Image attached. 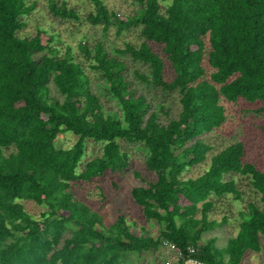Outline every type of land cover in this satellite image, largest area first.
Wrapping results in <instances>:
<instances>
[{"label":"trees","instance_id":"trees-1","mask_svg":"<svg viewBox=\"0 0 264 264\" xmlns=\"http://www.w3.org/2000/svg\"><path fill=\"white\" fill-rule=\"evenodd\" d=\"M130 1L139 5L132 14L119 16L92 0L94 10L85 15L104 29L114 24L118 34L140 26L137 44L125 42L110 54L101 40L83 39L74 49L42 20L49 13L79 19L66 0H46L47 13L38 0H0V264H122L127 253L156 252L166 242L183 254L193 246L204 264H241L246 251L262 248L264 168L245 159L243 141L215 143L226 124V102L243 99L264 115V0ZM33 19L34 33H20ZM119 55L147 66L133 69L140 82L176 93V114L161 103L152 108L146 93H136ZM96 72L120 113L106 111L92 89ZM50 82L62 100L51 95ZM65 132L77 139L57 147ZM89 141L100 152L85 159ZM121 141L147 151L145 166L154 178L133 170L137 183L129 195L156 226L155 236L144 226L134 232L136 223L120 207L105 224L74 195L83 181L128 169ZM205 159L202 173L184 177ZM25 200L43 207L39 216ZM222 201L227 209L216 211ZM234 201H245L234 218L236 233L223 246L216 237L202 241L204 232L231 223ZM167 260L161 263L183 264Z\"/></svg>","mask_w":264,"mask_h":264},{"label":"rangeland","instance_id":"rangeland-1","mask_svg":"<svg viewBox=\"0 0 264 264\" xmlns=\"http://www.w3.org/2000/svg\"><path fill=\"white\" fill-rule=\"evenodd\" d=\"M106 6L110 10H114L117 15L124 16L123 14H132L137 8L138 4L132 3L130 0H103ZM46 0H38V7L44 10ZM68 6L75 8L80 17L79 19H61L54 14L49 13L48 17L42 18L39 13V18L44 21H50V28L53 27L61 36V38L71 45L75 49V45L80 40H86L88 44H93L95 40H101L104 44V48L110 51V54H114V47H124L125 42L137 44L140 40V26H130L124 29L120 34L116 32L114 24L109 25L106 29L103 25H92L86 18L90 11L94 10L92 0H66ZM38 13V12H37ZM35 31V22L31 20L23 29L20 30L22 34H33ZM152 47L161 51L159 45L152 44ZM63 51V48H62ZM120 59L126 61L127 77L131 80V84L135 87L136 93H146L147 100L152 103V108H156V105L164 104L170 108L171 114H176L178 111V101L176 100L175 92H163L158 87H149L145 83L140 82L133 75V69H139L140 71H146V65L141 61L131 59L129 57L119 55ZM35 59L41 58V53L34 54ZM91 75V87L99 95L104 109L108 112L116 111L120 113L118 109L116 99L107 94L106 81L100 76L99 73H90ZM50 93L62 100L63 96L58 93L57 89L53 86L52 82L49 83ZM226 124L222 128L219 140H216L217 145L223 143H230L234 140H241L245 143L246 155L245 159L255 161L256 165L260 168H264V115L257 112V105L247 102L243 99H239L236 102H226ZM160 119L166 122L164 114H159ZM77 136L71 132H65L60 134L56 139L57 147H68L75 142ZM220 141V142H219ZM125 151L128 153L129 167L122 173H111L107 171L103 176L96 177L90 181L81 182L83 186H74V195L80 200L84 201L89 207L97 211L103 218L105 224L112 222L118 214V207L124 208V212L127 215L129 221H134L136 225L133 231L137 232L140 227H146L152 234L157 235L155 225L144 220L140 214L139 208L132 203L129 192L132 184H136L137 181L133 176V170L140 171L146 177L154 178V174L146 169L145 159L147 151L144 147L135 142H122ZM87 151H91V154H86L85 159L96 155L100 152V146L97 143L89 141L87 143ZM207 167V159L204 161L191 165L184 173V177H195L202 173ZM113 182L117 183V190L113 191ZM243 185V184H242ZM244 187V186H242ZM251 197L249 193L246 198ZM245 198V199H246ZM235 198L228 197L226 199L219 200H234ZM247 201V200H245ZM245 201L236 205L235 201L230 205V224H227L220 228H215L211 231L204 232L202 234V241H206L211 237H216V245L223 246L226 243V239L229 235H234L237 230V221L234 218L237 217V211L245 207ZM230 204L229 202H226ZM24 205L28 211L36 216H39L43 207L36 204L32 200H25ZM227 205L222 203H216V211L227 209ZM65 235H69V231L65 232ZM262 248L258 252L251 250L246 251L241 264H264V237H261ZM176 255L174 251L169 250L165 246L161 247L156 252L146 251L144 253L129 252L126 255V259L122 264H162V261L174 262Z\"/></svg>","mask_w":264,"mask_h":264},{"label":"built area","instance_id":"built-area-1","mask_svg":"<svg viewBox=\"0 0 264 264\" xmlns=\"http://www.w3.org/2000/svg\"><path fill=\"white\" fill-rule=\"evenodd\" d=\"M165 247L171 251H174L176 257L180 258L183 264H204L201 259L195 256V249L193 246L187 248V254L176 252L174 243L166 242ZM165 263H168L167 261Z\"/></svg>","mask_w":264,"mask_h":264}]
</instances>
